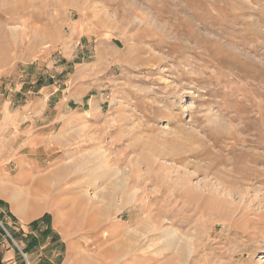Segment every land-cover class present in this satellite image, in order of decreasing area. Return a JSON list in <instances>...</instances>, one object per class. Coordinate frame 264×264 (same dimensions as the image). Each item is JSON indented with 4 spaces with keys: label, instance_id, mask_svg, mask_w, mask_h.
Returning a JSON list of instances; mask_svg holds the SVG:
<instances>
[{
    "label": "rangeland",
    "instance_id": "374dc122",
    "mask_svg": "<svg viewBox=\"0 0 264 264\" xmlns=\"http://www.w3.org/2000/svg\"><path fill=\"white\" fill-rule=\"evenodd\" d=\"M262 157L264 0H0L3 264H264V174L196 196Z\"/></svg>",
    "mask_w": 264,
    "mask_h": 264
},
{
    "label": "bare ground",
    "instance_id": "6f19581e",
    "mask_svg": "<svg viewBox=\"0 0 264 264\" xmlns=\"http://www.w3.org/2000/svg\"><path fill=\"white\" fill-rule=\"evenodd\" d=\"M137 16V15H136ZM142 19L143 18H138V20L139 21H142ZM223 116V115H222ZM216 117L217 116H215L214 118L216 119ZM219 118V117H218ZM221 118V117H220ZM221 120V119H220ZM231 120V119H230ZM209 121H211L212 122V120H209ZM219 121V120H218ZM214 122V121H213ZM212 122V123H213ZM223 122V121H222ZM225 122V121H224ZM218 123V122H217ZM215 124V125H217V127H219V124ZM219 123H221V122H219ZM214 124V123H213ZM231 124V123H230ZM232 125V124H231ZM221 126V125H220ZM226 126H227V124H226ZM226 126H225V123H224V125L222 124V127H220L221 129H223L222 131H224V129L226 128ZM228 126H230V125H228ZM211 127V126H210ZM214 129V128H213ZM229 129V128H228ZM228 129H226V130H228ZM231 129H234V128H231ZM237 130V129H236ZM212 131V133H213V130H211ZM216 131H217V128H216ZM233 132H234V130H232ZM232 131H231V133H232ZM216 133V132H215ZM220 133V132H219ZM222 133V132H221ZM231 133H229V134H231ZM239 133V132H238ZM223 134V133H222ZM234 134H236L235 132H234ZM219 135H221V134H219ZM232 136H234V135H232ZM231 136V137H232ZM236 136V135H235ZM234 136V137H235ZM240 137V136H239ZM234 139V138H233ZM236 139H238V135H237V137H236ZM240 140H241V138H240ZM239 140V141H240ZM243 140V139H242ZM235 142H237V141H235ZM248 151V150H247ZM255 153V152H254ZM257 153V152H256ZM100 154H101V156L102 155H107V150L106 149H104V148H101V150H100ZM260 154V153H259ZM262 154V153H261ZM261 154H260V156H261ZM253 155V154H252ZM256 156V155H255ZM103 158V157H102ZM102 158H101V160H102ZM107 158V157H106ZM106 158H104V159H106ZM262 158H264V157H262ZM253 159V158H252ZM255 159H256V157H255ZM258 159V158H257ZM251 160V159H250ZM102 161H104V160H102ZM107 161V160H106ZM261 161H262V159H261ZM90 162V161H89ZM105 162V161H104ZM248 162V161H247ZM247 162H243L241 165L243 166V168H244V170L243 171H239V172H237V170L239 169H237L236 170V168H230V169H227V171L228 172H230L229 173V175H230V178L231 179H229V180H226V181H218V183L216 184V185H209L208 183L206 184L205 183V185L203 186V187H200L199 188V186L198 187H196V189H197V194H196V196H198L199 198H200V196L203 198V199H205L206 200V207H204V208H206L207 209V212H209V214L211 215V214H215V213H220V214H222V215H230V214H233L234 215V217H235V213L239 210L240 211V209L242 208V202L244 201V199H245V195H246V189H245V191H244V189H242V191H241V189L239 188V189H234V187H233V184L234 183H240L242 180H248L247 178H251L250 180H252V178H256L257 177V179H258V177L259 178H261L262 179V176H263V174H264V172H263V170H260V169H258L257 168V164H255V163H253V162H250V163H248L247 164ZM87 163H88V161H87ZM236 163V162H235ZM101 164V163H100ZM104 163H102V165H103ZM230 164V163H229ZM234 164V163H233ZM89 166V165H88ZM93 167V166H92ZM242 168V167H241ZM261 168V167H260ZM227 172V173H228ZM106 173V172H105ZM249 173V174H248ZM247 174H248V176H247ZM190 176V175H189ZM166 177V176H165ZM182 177V176H181ZM169 178V177H168ZM179 178V177H178ZM177 178V179H178ZM261 179H259L258 181L259 182H261V184H263L262 183V180ZM178 180H183V179H178ZM189 180V179H188ZM85 181H86V179H85ZM185 180H183V182H184ZM179 182V181H178ZM177 182V183H178ZM182 183V182H181ZM87 184H91L92 185V188H93V192L92 193H90L91 195V199L92 200H94V199H97V198H99V184H97V182L96 183H92V182H90V181H87ZM215 184V183H214ZM219 184H220V186H219ZM80 185H82V183L80 184ZM90 186V185H89ZM183 186V185H182ZM261 186V185H260ZM194 187V186H193ZM80 188H82V186L80 187ZM230 188V189H229ZM253 189V188H252ZM139 190V189H138ZM168 190V189H167ZM237 190H239V191H237ZM260 190V189H259ZM80 191L83 193V196L84 197H86L87 195H86V193L87 192H85L84 191V189L82 188V189H80ZM137 191L134 193V195H133V197H136L137 196ZM248 193H250V192H248ZM190 194V193H189ZM238 194V196H239V198H240V200L239 201H236V195ZM193 195V194H192ZM193 197V196H192ZM190 200H191V198H189ZM199 200H201V199H199ZM204 200V201H205ZM253 201H256V202H258V203H256V204H258V206H260V207H263L264 206V195H263V197L262 198H260V199H258V200H256V197L252 200V202ZM251 202V203H252ZM250 203V202H249ZM255 203V202H254ZM203 206H205V205H203ZM258 206H255V207H258ZM250 207H253V206H251L250 205ZM248 208V207H247ZM249 209V208H248ZM205 210V209H204ZM203 210V211H204ZM259 210V209H258ZM255 211H256V209H255ZM202 213V212H201ZM258 213V212H257ZM257 215V217L260 219V220H262L263 222H264V209H260V212H259V214H256ZM214 216V215H213ZM254 216H255V212H254ZM165 238L167 239V241L169 242V245L171 246V247H173V248H178V249H184V252H186V249H187V251H188V253L189 252H193V250L195 249V247H194V245L189 241V242H187L186 243V245L184 246L183 245V248H182V236L179 234V232H178V230H177V228H170V229H168L166 232H165ZM166 245H167V243H166ZM168 248V247H167ZM162 249V248H161ZM169 249V248H168ZM264 250V249H263ZM264 253V252H263Z\"/></svg>",
    "mask_w": 264,
    "mask_h": 264
},
{
    "label": "built area",
    "instance_id": "2783aa9c",
    "mask_svg": "<svg viewBox=\"0 0 264 264\" xmlns=\"http://www.w3.org/2000/svg\"><path fill=\"white\" fill-rule=\"evenodd\" d=\"M19 249H20V252H21V254L24 256V258L26 259V264H30V262H29V259L27 258V256L25 255V253L23 252V250L19 247ZM12 264H15V263H12Z\"/></svg>",
    "mask_w": 264,
    "mask_h": 264
},
{
    "label": "crops",
    "instance_id": "0c3cea01",
    "mask_svg": "<svg viewBox=\"0 0 264 264\" xmlns=\"http://www.w3.org/2000/svg\"><path fill=\"white\" fill-rule=\"evenodd\" d=\"M39 257L41 256V255H38ZM11 257V256H10ZM5 259H7V258H4L3 260H5ZM13 261V258H9L7 261L10 263V262H12ZM52 262H51V260L49 261V263L48 264H51Z\"/></svg>",
    "mask_w": 264,
    "mask_h": 264
},
{
    "label": "trees",
    "instance_id": "16d2710c",
    "mask_svg": "<svg viewBox=\"0 0 264 264\" xmlns=\"http://www.w3.org/2000/svg\"><path fill=\"white\" fill-rule=\"evenodd\" d=\"M0 264H3V263L1 262V260H0Z\"/></svg>",
    "mask_w": 264,
    "mask_h": 264
}]
</instances>
